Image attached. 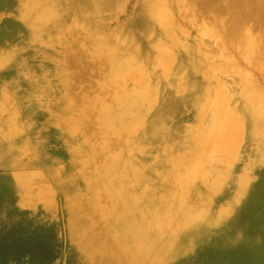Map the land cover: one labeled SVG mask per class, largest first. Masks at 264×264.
Here are the masks:
<instances>
[{
  "label": "rangeland",
  "instance_id": "rangeland-1",
  "mask_svg": "<svg viewBox=\"0 0 264 264\" xmlns=\"http://www.w3.org/2000/svg\"><path fill=\"white\" fill-rule=\"evenodd\" d=\"M143 1L129 0L123 11L122 9L113 11L111 17L113 22L121 18L116 25L113 24V30L102 28L97 29L99 32L96 29L89 30L86 23L72 21L74 15L70 16L71 21L67 18L64 22V25L69 27L68 31L70 32H67L65 37L59 38L60 41L55 44V46L59 45H57L59 47L57 49L62 54H55L53 51L55 47H51V42L42 44L33 43L31 40L29 32L31 30L32 34L34 29L30 25H26L23 17L20 16L25 8L24 5L22 6V0H0V264H40L41 260H44L45 263L53 261L52 264H264V163L257 164L251 167L252 169L249 168L250 149L246 140L239 142L236 146L237 149L234 148L233 152H230L215 149L214 142L216 139H213L214 137L203 140L204 143L201 142L203 145L200 144L197 152L202 157L203 162L207 160L199 164V170L210 172L212 165H214V174L209 175L207 180L201 181L202 179L199 177L190 180L189 182L193 184L188 183L189 188L185 187V201L182 209L173 214L168 213V211L154 214L155 220H150V227H143L134 233L138 237V242H134L132 246L136 250L138 249L139 254H125L123 241L127 240L128 237L123 233L120 234L117 226L125 218L130 220L131 214L128 212L130 208L123 201L122 193L113 191L108 186H110L113 174L118 168L116 156L119 157L120 161V157L127 154L130 150L129 142L136 136L137 132L133 131V133L132 129L128 128L129 131H123L122 136L121 134L116 135L113 133V129L107 127L104 120L106 115L107 117L113 116L112 112L117 107L116 104L120 101L119 99L124 98L126 90L136 87L137 83H141L144 75H151L152 68L148 67L144 75L140 71H136V75L132 79L122 80L118 78L119 75L109 62V51L119 49L121 46L117 39L119 37L116 38V36L131 23L134 24L135 22L136 24L137 19L146 13L148 6ZM222 1L184 0V5L181 0H165L164 3L162 0H157L160 5L167 6L169 15H165L169 19L172 15L174 19L171 30L179 34L178 40L176 38L173 41L174 47L179 48L180 44L182 45L181 41H186L189 43V50L192 49V52H196L198 55L193 61H186L188 70L193 74V76L191 75V81H193L190 82L191 86L187 92H184V95L193 91L197 95H202L204 88L210 85L212 87L211 96L214 98L217 82L221 81L232 94L236 91L234 93L236 96L229 95L232 101H229L231 104L228 102V106L239 118L236 121L245 120L246 124L249 119L242 113V106L247 104L250 98L258 99L260 97V100L264 98V47L257 46V49L255 47L254 55L260 53L261 56L249 59L252 62H248L244 56L248 46L247 43L243 44L245 42L243 40L246 39L247 29H250L251 25L253 26V22L250 24L245 21L242 12L235 13L225 0V2ZM36 4L34 5L35 11H33L34 9L31 10L32 13H38L46 5L45 0H38ZM193 14L195 15L193 16ZM95 15L97 16V13ZM194 18L198 19L197 24H194ZM210 21H212V24L210 23L212 26L209 25ZM219 23L224 24L226 28L224 26L219 28L216 25ZM206 26L207 30L205 31L203 29ZM211 27L215 29L213 32L220 31L218 38L220 36L224 38L223 41L221 37L219 38L221 45L216 44L220 48L216 52L200 45L202 34L208 32ZM135 28L137 26L134 25ZM45 30V32L40 33L43 39H51L52 29ZM234 30L235 32H233ZM227 31L228 33H224ZM242 31H246V33L244 34ZM183 32H186L188 36L182 35ZM255 33L257 34V30ZM255 33L254 35H256ZM123 34L125 36L126 32ZM130 34L135 39L140 40L143 36V30H134V34ZM89 36L93 40L89 39ZM229 36L236 40L231 39L232 43H228L231 41ZM227 37L228 42L225 41ZM199 40L200 42H198ZM176 41L177 45H175ZM222 43L234 44L229 47L225 44V52ZM197 49L200 50L197 51ZM240 49L241 53L243 50L242 58L247 60V64L245 61L242 63V59L239 60L238 58L237 60V56L239 57L237 52ZM184 52L183 49L177 50L178 54ZM67 53L68 56H66ZM219 55L221 58L218 57ZM226 55L231 57L233 55L234 59L237 62L241 61V63L236 64V61L228 56L234 66L233 68L232 66L228 67L231 69L228 70L222 59ZM212 56L216 57L215 61H212ZM234 64L240 67L241 71L244 69V72L239 73L241 76L243 74V78L237 74V71L240 70L236 69ZM223 66L227 70H222ZM174 68L176 65L171 68V71ZM252 69L255 70L257 77ZM63 70L68 87L61 89L54 83L63 80L61 74ZM24 76L27 77V80H24ZM253 83H256L257 88L256 91H252L255 96L251 94L249 99H244L241 94L242 87L244 84ZM63 94L66 96V104L63 101ZM34 97H39L42 100V106L39 107L35 103L28 105L29 101L30 103L34 102ZM67 101L71 102L74 108L69 107ZM122 102L127 103L128 106L130 100L123 99ZM82 110L84 111L81 112ZM23 112L26 114L24 115ZM196 113L195 105L190 104L179 113L180 119L177 116L172 130L179 133L182 139L186 137V134L196 132L197 129L200 135L206 133L205 126L197 128L199 117ZM45 117L48 118L45 119ZM73 117L74 119H72ZM70 119L79 124L78 128L81 132L79 129L73 132V128L68 124ZM13 121L15 122L13 123ZM120 129L118 123L116 130ZM74 133L76 136H72ZM67 135L73 137L70 146L60 145L59 139ZM80 142H87L88 146L78 158L73 160L69 147L76 146ZM106 145H112V149L111 147L109 149L111 151L106 149ZM19 153L22 154L19 155ZM234 153L235 156H233ZM213 156H217L219 159ZM144 158L146 157L136 159L140 168L144 167L139 169L141 173L147 171L145 164L150 163L153 159V157ZM109 160H111L110 163ZM217 164H220V167ZM190 166L189 161L184 165L188 169ZM227 171L231 173L229 174ZM237 177H245L247 181L249 180L246 198L237 210L231 213L228 218L226 217L224 221H220L221 223L218 222L216 227L211 225L212 221L204 220L206 233L202 234L203 237H184L188 219L202 216V214L209 215L212 213L211 210L219 209L222 205L233 200V193L237 189ZM212 181L216 182V186H213V194L207 189V185L211 184ZM31 189L33 192L30 191ZM211 194L212 198L209 197ZM31 198L37 200L34 201ZM139 204H141L140 201ZM122 215L124 219H122ZM116 217H119L117 223ZM159 217L160 221L157 220ZM85 219L87 222L82 224L85 227L81 225V228L79 225ZM108 220L115 221L113 236L109 231L104 232V230L103 234H99L103 223L107 224ZM144 232L155 233L151 238L153 240L147 241ZM138 243L141 245L140 248H137ZM79 247L82 248V251ZM141 248H144L146 252H142Z\"/></svg>",
  "mask_w": 264,
  "mask_h": 264
},
{
  "label": "bare ground",
  "instance_id": "bare-ground-1",
  "mask_svg": "<svg viewBox=\"0 0 264 264\" xmlns=\"http://www.w3.org/2000/svg\"><path fill=\"white\" fill-rule=\"evenodd\" d=\"M128 1L129 0H45L46 5L44 7H42L38 13H32L31 10L34 9V5L36 3H38V0H22V6L24 5L25 8L23 9V13L20 11L22 14V15L20 14V16L23 17L26 25H28V26L30 25L34 29V32L32 34H31V32H32L31 30L29 32L30 36H31V40L33 41V43L38 42V43L45 44V42L49 41V42H51V47L52 48L55 47V49L53 50L55 52V54H62V52H60L58 50L59 45L57 44L58 46L57 45L55 46V44L60 41L59 38L65 37L66 33L70 32V31H68L69 27L64 25V22L67 18L69 19L70 16L74 15V17H72V21L74 20L75 22L81 21L82 23H86L87 29H89V30H94V29L97 30L98 28L112 29L113 24L116 25L118 23V21L121 20V18H120V19H117L115 22H113L112 18H111L112 14H113L112 12L115 10H119V9H122V11H123L126 8V3ZM144 1H143L144 4H146V6H148L146 13L142 14L140 16V18L138 17L139 19H137L136 24H135V22H134V24L131 23L125 30L121 31L122 33L118 34L119 36L118 35L116 36V38L119 37L117 39L120 41L121 46L119 49L109 51V62L111 64L112 68L115 70V72L119 75L118 78H121L122 80L132 79L134 77V75H136V71H140L144 75L147 71L146 68H148V67L152 68V70L150 72L151 75L150 76L144 75L142 77L143 81H141V83H137L136 87H134V88L132 87L131 89L126 90L124 93V98L123 97L120 98L119 99L120 101H118V103L116 104L117 107L115 108V110L113 109L114 111L113 112L111 111L113 113V116L111 115V117H107V115H106L105 120H104L106 122L107 127L108 128L110 127L111 129H113V133H115L116 135L121 134V136H122L123 131L124 132L129 131L128 128H131L132 132L133 131L137 132L136 136L129 142L130 150L127 152V154L120 157V161H119V157L116 156L115 160L118 161L117 162L118 168L116 169L117 171L113 174V178L111 179L110 186H108V187L112 188L113 191L116 190V191L121 192L122 196H123L122 197L123 201L130 208V210L128 211L131 214L129 221L126 218L124 219L123 215H122V217H123L122 219H124V221L122 220L119 222V217H116V219H115L116 223L119 222L117 229L120 232V234L123 233V235H126L128 237L127 240L123 241V244L125 246L124 247L125 250L124 249L123 250L125 251L126 255L127 254H131V255H134V254L138 255L139 254V252H137L138 249L136 250L135 247L132 246L134 244V242H136V243L138 242L137 241L138 237H137V235L135 236L134 233L136 230L141 229L143 227H150V220H155L154 214H160V213L167 212V211H168V213L173 214V213L179 212L182 209L184 201H185V191H186L185 187L187 186V188H189L188 183H190L189 182L190 180H193L194 178L199 177L202 179L201 181H203V180H207V178H209V175L214 174V168H213L214 165H212L210 172H203V171L199 170V164L207 161L206 160L203 162V160L201 159L202 157H200L199 154L197 153L199 151L200 144L203 145V143H204L203 140L207 139L208 137H211V138L214 137L213 139H216L215 142L213 141L215 143L214 144L215 149H217V150L222 149V150H227L230 152H233L234 148L237 149L236 146L238 145L239 142H241L242 140H246L249 143V149H250V151H249V155H250V157H249V161H250L249 168L254 167L257 164L261 165V163H264V98H263V100H260L259 99L260 97L258 99L250 98L251 94L254 95L252 93V91L257 90L256 83L258 81L256 83H253L254 85L253 84H246V85L244 84V86L242 87L241 94L244 97V99L250 98L248 100L247 104L243 105L241 108L242 113L244 115H246V117L249 119L248 122L246 121V124L244 122L245 120L244 121L241 120L240 122L236 121V119H239V118H237V116H235L236 114H234V112L230 109L231 107L229 108V106H228L229 105L228 102L232 99V98H230L229 95H235L236 96V94H234V93H236V91L232 94L231 91L228 90L227 86L223 85L224 83L222 84V82L218 81L217 79L216 80L218 82H217V86L215 87L216 91L214 94L215 95L214 98H212V96H211L212 92H210V91L212 90V87L210 85H209V87L204 88V91L201 90L203 92L202 95H199V94L197 95L196 92H194V91L189 93V94L186 93L187 95H184V92H187L191 86L190 82L193 81V80L191 81V78H192L191 75L193 76V74L191 71L188 70V66L186 65V61L191 62V60L193 61L196 58V56H198V55L196 54V52H192V49L189 50V43L186 41L180 40L182 45L180 44L179 48L174 47L173 41L176 38H177L176 40H178L179 34H178V32L171 30L172 22L174 19L172 18V15H170L171 19H169L167 17V15H165V14H168L167 6L165 7L164 4L160 5L159 4L160 2L158 3L157 0H144ZM162 1H163L162 3L165 2V0H162ZM225 1H226L227 5H229V7H231L233 9V11H235V13L239 14L242 12L245 21H247L249 23L253 22V26L251 25L252 27L250 26L249 27L250 29H247V33H246V31L245 32L242 31L244 34L246 33V39H245V37H244L245 40L242 39L243 41H245V42H243V44L247 43L246 45L248 46V47L246 46L247 47L246 51L244 50L246 52V53H244V56L248 60V62L251 61V60L249 61V59L259 58L261 55H259L260 53L254 55V52H256V50L254 48L256 47V49H257V46H259V47L263 46L264 47V0H225ZM225 1L223 0L222 2H225ZM181 2L185 5L184 0H181ZM36 6H37V4H36ZM73 7H75V8H73ZM203 9H204V7H203ZM232 9L230 10V12L232 11ZM33 11H35V9ZM95 13H97V16L95 15ZM194 15L195 14H193V16ZM229 16H232V15H229ZM191 19H189V20H191ZM212 19H213V17H212ZM222 19H224V18H222ZM226 19H229V18H226ZM193 20H194V24H197L198 19L194 18ZM237 20H238V18H237ZM203 21L204 20H202V22ZM216 21H217V19H216ZM217 22H219V20ZM233 22L235 23V21H233ZM210 23L212 24V21L209 22V25H211ZM190 24H191V22H190ZM202 24H206V23H202ZM219 24H216V25L219 26V28H220V26H224L225 22H224V24H222V23H219ZM134 25L137 26V28L134 29ZM70 26H71V24H70ZM217 26L215 27L216 29H217ZM243 27H244V25H243ZM71 28H72V26H71ZM205 28L203 30L206 31L207 26ZM45 29H52L51 30L52 35H50V37H52L51 39H48V40H46L45 38L43 39V36L40 33L45 32L46 31ZM211 29H212V27L208 30V32L202 34V37H201L202 42H200V40L198 42H200L201 47L206 46L207 49H209L210 51L216 52L217 49H220L218 46H216V44L219 45L221 43V39H219V38L221 37L222 41L224 38H223V36H220L218 38V36L220 35L219 34L220 31L217 32V30H216V31H214L215 32L214 33L213 30H215V29L213 28L212 31H211ZM84 30H85V28H84ZM134 30H143V36H142V38H140V40L135 39L130 34V33L134 34ZM256 30H257V34L255 33ZM125 32H126V34L124 36L123 33H125ZM216 32H217V34H216ZM233 32H235V30ZM253 32L256 35H254ZM224 33H228V31L224 32ZM95 34H97V33H95ZM182 35L186 36L187 33L183 32ZM225 35H227V34H225ZM232 35H234V33H232ZM122 36H124V37H122ZM89 37H90L89 39H92L91 36H89ZM65 39H67V38H65ZM231 39L234 40L235 38L233 39L230 37V40ZM219 40H220V42H218ZM232 40L230 42H228V37H227V40H225V41H227L228 43H232ZM65 42H66V40H65ZM225 44H227V43H224L222 45L223 50L226 49ZM233 44H231V45H233ZM175 45H177V41L175 42ZM231 45L227 44L228 47ZM41 46H43V45H41ZM194 47H196V46H194ZM144 49H147V50H144ZM180 49H183L185 52L178 54L177 50H180ZM99 50H101V49H99ZM199 50L197 49V51H199ZM224 51L226 52V50H224ZM227 52H228V50H227ZM50 53L52 54V52H50ZM237 53L239 55V57L237 56V60H238V58H239V60L242 59L241 60L242 63H244L243 61H245L247 64L248 63L247 60H245V58H242L243 57V54H242L243 50H242V53H241V49ZM66 56H68V53ZM205 56L207 57V55H205ZM220 56L221 55H219L218 57H220ZM228 56L226 55V57L222 58L224 61V66H226V68L232 66V68H233L234 66L232 65L231 62L234 59V57H233V55H232V57L229 56V58L232 59L231 60L228 58ZM51 57H52V55H51ZM222 57H223V54H222ZM211 58H212V61L216 60V57L212 56ZM60 60H62V59H60ZM234 60L236 61V59H234ZM235 61H233V62H235ZM241 61H238V62L236 61V64L239 62L241 63ZM255 61H256V59H255ZM255 61H254V63H255ZM236 64H234L236 69L238 68V70H240V67H237ZM175 65H176V68H174L173 71H171V68L174 67ZM212 65H213V62H212ZM19 66H21V65H19ZM226 68L224 67V68H222V70L223 69L227 70ZM256 68H257V66H256ZM216 69H218V68L216 67ZM228 70H231V69L228 68ZM252 70L255 73V70L254 69H252ZM215 71L217 73V70H215ZM218 71H219V69H218ZM242 71L241 70L239 72L237 71V74L240 75L239 73H242ZM147 73H149V72H147ZM61 74H62L63 80H61L57 83L55 82L54 84L61 87V89L67 88L68 82L66 83V81H65L66 77H65L64 70H63V72L61 71ZM229 74H230V72H229ZM252 77H254V76H252ZM256 77H257V74H256ZM26 78L27 77L24 76V80H27ZM241 78H243V74H242ZM55 79H57V78H55ZM68 79H67V81H68ZM253 80L256 81L257 79H253ZM207 83H208V81H207ZM203 84H204V82H203ZM39 85H40V83H39ZM133 85H134V83H133ZM195 88H194V90H195ZM38 93H40V92H38ZM41 96H42V94H41ZM44 96L46 97V95H44ZM50 96H52V95H50ZM62 97H63L64 103L66 104V96L63 94ZM34 98H35L34 102L30 103V101H29L30 104L28 103V105L30 106L31 104L35 103V105L38 104L39 107L42 106V104H41L42 100L39 97H34ZM123 99L124 100H130V103L128 106L126 105L127 103L124 104L122 102ZM59 103H61V102H59ZM50 104H51V102H50ZM67 104L69 107L74 108V106L71 102L67 101ZM190 104L195 105L196 112H197L196 114L199 117V123L197 124V128H202L203 126H205L206 133L204 135H202V133H201V135H200V134H198L199 131L197 129L196 132L189 133V135L186 134V137H184V139H182L181 135H179V133L173 131L172 128H173V125L176 123V118L179 117L178 116L179 113L181 111L185 110V108L188 107ZM235 105H236V103H235ZM105 109H106V107H105ZM84 110H82L81 112H83ZM19 113H21V111ZM25 114L26 113H24V115ZM108 115H110V114H108ZM46 118H48V117H45V119ZM72 119H74V117ZM178 119H180V117ZM14 122L15 121H13V123ZM13 123H11V124H13ZM118 123L121 127L120 130H116V125ZM181 123H182V121H181ZM68 124L73 128V132L78 131V129H79L78 125L79 124H76L71 119L68 120ZM177 125H178V123H177ZM80 127H81V124H80ZM178 129H180V128H178ZM79 132H81L80 129H79ZM69 135L59 139L60 145L64 144V145L70 146V142L73 139V137L71 138ZM74 135L76 136V133L72 134V136H74ZM44 137H45V135H44ZM201 142H203V143H201ZM107 145H109V144H107ZM107 145H106V149L108 148L107 150L111 151L109 149H110V147L112 149V145L111 146H107ZM87 146H88L87 142H84V143L80 142V143H77L76 146L69 147V152H70L73 160L75 158H78L80 153H82V151ZM2 147H3V145H2ZM5 151H7V150H5ZM29 151H30V149H29ZM235 151H237V150H235ZM204 152H205V150H204ZM20 154H22V153H19V155ZM13 155L15 156V154H13ZM143 156L146 157L144 159H148L151 157H153V159L150 163L145 164L147 171L141 173V171L139 169H142L144 167L140 168V164H139V162L136 161V159L138 157L143 158ZM202 156H203V154H202ZM217 156L219 157V155H217ZM217 156H213V157L218 158ZM233 156H235V153ZM205 159H206V157H205ZM188 161L190 162L191 166L189 169L186 167L187 168L186 169L184 167V165ZM110 162H111V160H109V163ZM210 167H211V165H210ZM246 168H248V167H246ZM221 169H223V168H221ZM219 174H217V175H219ZM245 174H246V172H245ZM22 177H23V175H22ZM22 177H19V178L22 179ZM229 177H230V175L228 176V178ZM75 178H76V176H75ZM110 178H111V176H110ZM215 180H216V178H215ZM223 180H226V179H223ZM248 181L245 177H237V179H236L237 189H235V191L233 193V200L231 202H228L225 205H222L221 208L219 207V209L211 210L212 213H210L209 215H206V214L203 215L202 214V216H198L196 218H190V219H188V217H187L188 221H187V224L185 225L186 233H185L184 237H188V238L203 237L202 234L206 233V231L204 230L206 228V226L203 222L204 220L212 221V223L210 222L211 225L213 227H216V226H218V222L224 221V219H226V217L228 218V216H230L231 213L235 212L237 210V208L240 206V204L242 203V201H244L246 198L247 190L249 188V184L247 183ZM105 182H107V181L105 180ZM69 183H71V182H69ZM215 183H216L215 181H212L211 184L207 185L208 192H211L213 190V186L215 185ZM191 184H193V183H190V185ZM82 185H83V183H82ZM30 188H31V186H30ZM84 188H86V187H84ZM198 188H199V186H198ZM202 188H204V187H202ZM32 189L30 191H32ZM205 189H206V185H205ZM41 190H43V189H41ZM195 190H197V189H195ZM107 192H108V190H107ZM51 193H53V192H51ZM51 193H49V194H51ZM80 193H82V192H80ZM83 193H85V192H83ZM196 193H197V191H196ZM212 194H213V191H212ZM212 194L209 196L210 198H212L211 197ZM32 195H30V196H32ZM93 195H91V196H93ZM91 196H89V197H91ZM35 197H37V196H35ZM32 198H34V197L32 196ZM32 198H31V200H34ZM36 200H34V201H36ZM46 200H48V199H46ZM139 201L141 202V204H139ZM35 207H36V205H35ZM106 216H109V215H106ZM114 218H115V216H114ZM106 220H104L105 223H106ZM157 220L160 221L161 220L160 217ZM86 222H87L86 219L81 221L79 226L81 227V225L82 224L84 225ZM105 223H103V225L101 227V232H99V234H103L105 231H109L112 235L113 231L115 230L114 226H116V225H114L115 221L114 220H108L107 224H105ZM83 227H85V226H83ZM87 228H88V226H87ZM103 230H104V232H103ZM116 233L118 234V232H116ZM144 233H145V237H146L147 241L150 240L155 234V233L149 234L147 232H144ZM117 237H119V236H117ZM113 240H115V239H113ZM151 240H153V239H151ZM140 247H141V245L139 244V246L137 248H140ZM79 248H81V247H79ZM141 250L144 253L146 252V250L144 248H141ZM81 251H82V248H81ZM175 258L177 259V256ZM135 259H136V257H135Z\"/></svg>",
  "mask_w": 264,
  "mask_h": 264
},
{
  "label": "trees",
  "instance_id": "trees-1",
  "mask_svg": "<svg viewBox=\"0 0 264 264\" xmlns=\"http://www.w3.org/2000/svg\"><path fill=\"white\" fill-rule=\"evenodd\" d=\"M53 261H48V263H45L44 260L40 261V264H52Z\"/></svg>",
  "mask_w": 264,
  "mask_h": 264
}]
</instances>
